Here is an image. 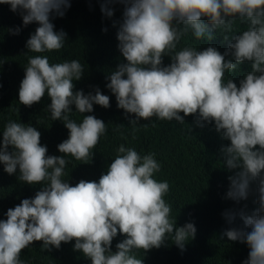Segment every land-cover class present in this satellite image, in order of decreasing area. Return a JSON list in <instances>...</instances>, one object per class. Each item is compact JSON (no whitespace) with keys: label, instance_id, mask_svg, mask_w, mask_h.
<instances>
[{"label":"clouds","instance_id":"9594fccd","mask_svg":"<svg viewBox=\"0 0 264 264\" xmlns=\"http://www.w3.org/2000/svg\"><path fill=\"white\" fill-rule=\"evenodd\" d=\"M121 3L124 10L116 39L123 62L106 76L105 87L133 134L157 121L185 125V117L193 114L198 127L211 124L228 141L220 148L224 166L234 170L227 177L226 198L246 200L255 182L258 207L251 214L239 212L243 228L227 229L223 235L246 244L249 251L241 264H264V0ZM0 4L20 14L22 26L38 24L25 43L26 55H32L19 83V102L30 107L47 96L51 120L62 121L68 130L57 145L60 155H49L32 124L9 119L0 129L3 170L29 185H41L34 197L22 199L7 209L6 219H0V264H26L21 250L36 241L48 251L72 242L73 251L81 252L90 264H143L141 251L160 248L165 241L183 250L196 229L191 222L176 226L172 205L165 199L169 182L155 177L162 166L155 152L142 153L121 143L97 181L81 179L71 185L65 178L67 157L90 162L108 130L102 119L85 113H93L94 105L110 106L109 96L98 86H90L87 93L74 90V81L85 72L80 60L49 58V53H59L65 46L67 34L55 30L52 20L65 15L70 0H0ZM101 12L113 15L105 4ZM19 31L17 27L12 34ZM214 34L226 43L224 51L212 44L198 50ZM189 37L198 42L196 46L184 42ZM165 56L170 58L167 65ZM245 63L250 71L243 73L237 86L229 74ZM74 113L82 119H73ZM141 119L148 123L140 124ZM223 215L231 222L237 214ZM118 232L124 238L113 251Z\"/></svg>","mask_w":264,"mask_h":264},{"label":"trees","instance_id":"16d2710c","mask_svg":"<svg viewBox=\"0 0 264 264\" xmlns=\"http://www.w3.org/2000/svg\"><path fill=\"white\" fill-rule=\"evenodd\" d=\"M101 4L112 10L111 17L101 12ZM70 5L63 17L52 20L55 30H63L67 35L64 48L59 53H49V58L52 62L80 60L85 72L79 81H74V90L82 89L87 93L91 90L90 86H98L102 94L109 96L110 106L103 108L94 105L93 113H85L102 119L108 124V130L96 145L90 162L81 163L67 157L70 163L65 169V178L71 185L81 179L97 181L107 171L121 143L133 146L142 153L155 152L162 165L155 177L169 182L165 199L172 205L171 215L175 217L176 226L191 222L196 232L183 250L171 241H165L160 248L141 251L139 258L143 264H241L247 259L249 249L240 241L228 240L223 233L230 228H243L238 213L243 211L251 214L258 207L256 183L250 185L246 200L234 202L226 198L229 186L227 177L234 170L230 171L224 166L220 148L226 146L228 141L221 139L211 124L198 127L193 114L185 117V125L175 121H157L155 126L139 128L133 134L123 110L116 107L114 95L105 87L108 83L106 76L123 62L117 48L116 33L122 20L124 4L121 0H70ZM17 27H20L19 33L12 34V30ZM36 27L38 24L35 22L22 26L20 14L11 11L7 4H0V129L9 119L30 123L41 133L40 143L47 146V154L60 155L57 145L67 138L68 130L62 121L51 120L46 111L49 98L42 97L39 103H33L30 107L18 100L24 66L28 55H32H26L28 50L25 43ZM184 42L192 46L198 43L191 37ZM209 44L215 45L221 52L226 47L222 37L214 34L213 39L199 44L198 50ZM168 63L170 58L165 56L163 64ZM247 71H250V65L245 63L240 65L237 72L229 75L238 86L243 73ZM72 118L79 121L82 116L74 113ZM139 123L148 121L141 119ZM119 124L125 126L114 130ZM40 188L38 183L29 185L19 181L15 174H7L3 165H0V219H6L4 213L7 209L19 204L24 198L34 197ZM225 212L237 215L229 222L223 215ZM123 238L118 232L112 241L113 251L115 244ZM40 243L33 242L32 247L21 250V259L26 264H90V260L81 252L73 251L72 242H62L59 250L51 251L42 250Z\"/></svg>","mask_w":264,"mask_h":264}]
</instances>
